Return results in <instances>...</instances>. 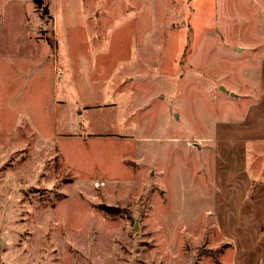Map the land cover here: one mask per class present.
<instances>
[{"label":"rangeland","instance_id":"374dc122","mask_svg":"<svg viewBox=\"0 0 264 264\" xmlns=\"http://www.w3.org/2000/svg\"><path fill=\"white\" fill-rule=\"evenodd\" d=\"M21 1L44 58L9 57L17 14L0 36V264H264V144L240 151L264 0H43V18ZM218 135L238 149L230 186Z\"/></svg>","mask_w":264,"mask_h":264},{"label":"crops","instance_id":"0c3cea01","mask_svg":"<svg viewBox=\"0 0 264 264\" xmlns=\"http://www.w3.org/2000/svg\"><path fill=\"white\" fill-rule=\"evenodd\" d=\"M22 2L23 1L21 0H10L4 3L2 12L0 10V36L8 32V29L9 27H11L13 21L12 18L14 16H17L18 14L19 18L21 19L20 26H18V29H20V31L16 34V43L14 45V48L12 47V49H15L17 51L15 53H9V57L15 60L13 63H35L44 58L43 46H41V43L35 40V37L29 38L31 27L30 22L27 20L28 15L25 5L23 4L24 2ZM231 95L238 96L239 99L241 98L238 93L232 92ZM262 107L264 108V98L262 101H260L259 104L251 107L248 114L245 115V118L247 120L250 114H253L252 122L250 124V134H252L253 136L246 138V140L253 142L254 145H251V147L250 145H245V147H242L241 150H239L242 154H244V157H246L249 163L250 154L253 155L259 153V151H257V144H264V123L260 122L256 116L257 110L261 109ZM252 110L255 111L252 113ZM244 124L246 125V122ZM227 128L230 132V125ZM252 128L254 130H252ZM220 142L224 145L222 147H218V153L224 156L225 161L221 162L220 164V161H218L220 157H215L216 163L214 166V180H216V184L218 183V180H220L222 184L223 182H225L227 186H230V155L234 154L238 149L230 147V143H233V141L230 140V136L219 138L218 135L217 137H215L214 143L220 144ZM262 148L264 147H261L260 149ZM261 160H263V157L261 158ZM219 203L220 209L216 210V215H218L217 212L220 211L221 217H230V192L228 195H225V198L221 199ZM226 226L227 225H225L224 228H226Z\"/></svg>","mask_w":264,"mask_h":264},{"label":"trees","instance_id":"16d2710c","mask_svg":"<svg viewBox=\"0 0 264 264\" xmlns=\"http://www.w3.org/2000/svg\"><path fill=\"white\" fill-rule=\"evenodd\" d=\"M34 3L37 7V11L41 13V17L43 18V16H47L49 15V6L48 4H45L43 0H34ZM43 7H44V13H42L43 11ZM49 46H50V50H53L55 47V43L54 41H49L48 42Z\"/></svg>","mask_w":264,"mask_h":264}]
</instances>
